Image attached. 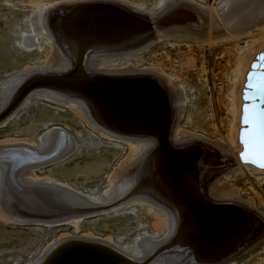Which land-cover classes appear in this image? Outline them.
<instances>
[{
  "label": "bare ground",
  "instance_id": "obj_1",
  "mask_svg": "<svg viewBox=\"0 0 264 264\" xmlns=\"http://www.w3.org/2000/svg\"><path fill=\"white\" fill-rule=\"evenodd\" d=\"M59 1L33 0L32 3L34 6H39V9H46ZM73 1L87 2L90 0ZM159 3V6L155 7L156 9L153 8L155 9L152 12L153 16H149L150 22L147 24L138 22L136 18L122 13L125 15L113 14L119 17L122 23L117 21L116 25H112L109 20L108 24L99 23L100 16H97L98 23H94L95 26L90 27L93 25L92 22L90 25V22L84 23L83 20V17L89 14L83 15L86 14L85 11L88 8L85 6L84 9L78 10L77 8L78 11L72 14L71 20L64 23L62 34L58 33L56 40L45 28L43 18L40 20L42 30L45 31V34L47 33L45 37L41 38V43H45L49 47L46 52L47 68L64 69L68 67L69 62L65 53H77L78 49L80 55L83 54V50H88L94 57L88 55L89 57H85V59L82 58L83 56L77 58L76 61L79 62L78 66L81 71L79 69L80 74L74 80H63V82L41 80L37 84L42 86L38 90L33 89L29 97H24L18 108L28 105L31 97L35 94L46 101L64 105L76 113L79 119L85 124L87 123L88 128L100 136L109 140L122 141L128 149V155L112 174L110 185L113 187L105 193L104 198H99L59 182L46 181L54 184L53 188H49V185L40 186V182L37 181L39 179L35 174L36 170H41L45 166L47 168L58 165L76 151L77 147L72 135L66 130L49 128L39 136V142L21 139L0 142V185L4 184V180L8 184L16 182L20 187L26 189V191H21L20 188L14 192L13 196L8 198L10 201H13V198L17 199L30 213L45 211V213H62L66 216L75 215L68 218L62 217L63 219L57 218L50 222H41L30 218L13 221L44 223L47 227L63 222L77 226L85 216L119 212L118 210L137 203L148 208V213L153 220L152 227L156 233L152 237L140 238L135 251L120 247L110 239L104 241L95 237L88 239L86 235L80 237L68 235L66 238H62V242L59 240L61 244L57 245L61 247L54 246L58 242L57 240L53 245L47 247L41 257L32 264H144L147 261L156 264H172L162 260L161 253L166 248L161 242L170 237L177 228L178 216L180 219L184 218L190 221L188 230L198 235L200 240L204 239L201 246L196 247L198 248L196 254L207 255L223 251L226 249V245H231L241 234V224L245 223V220L241 218L239 209L237 210L238 206L242 204L236 196L238 193L218 179L214 183H209L208 199H206L203 185H201L203 183L202 171L205 170L202 165L204 162L196 157L202 153L203 145L208 144L218 151L220 158L226 155L236 157L238 164L230 172L245 170L259 180L261 177L264 178V108L260 109V105L264 102V6L257 0H227L223 5L220 4L219 9L197 6L192 0H161ZM244 19L246 20L244 21ZM35 21L31 22L32 30H34L33 23ZM151 29L155 31L157 42L164 39L163 41L176 43V40L181 39L188 45L193 43L201 48L208 46L222 49V53L219 55L222 61L221 67L230 76L228 84L224 86L227 95L225 98L219 99L226 113L225 121L221 124L225 139L216 138V140L214 138V134L218 133L215 127V132L211 134L215 140L179 130L178 125L172 132H168L165 106L163 101L157 97L160 96V88L154 83V80L157 79L162 83L176 86L183 71L197 68L193 54L180 55L179 59L182 60L176 63L167 60L170 62L169 65H166L164 57H161L160 61L162 62L150 61L149 68L143 72H136L129 65L122 70H114V68L111 69V64L119 58L123 62H127L128 56L131 57V54L142 51V49L145 51L153 42L150 41V44L138 47L137 50L133 48L134 51H130L128 49L127 52L117 53L118 55L113 56L106 55L112 53L108 52L107 48L103 49L104 52L102 49L101 52L96 49V42L99 40L110 38L115 43V45L113 43L111 45L117 46V42H123L128 37L149 34ZM62 37L64 45L67 44L70 47L69 51L64 52ZM73 37H81L76 42L78 49L73 44ZM36 39L38 38L35 33L25 35L21 43L25 49L32 50L36 45L38 46ZM241 45H245V47ZM97 52L102 54L94 55ZM101 55L105 57L98 59ZM175 64L178 69H175ZM83 66L87 68L91 66L93 68L91 70L98 74L99 72L121 76L146 74L154 78L146 79L150 81L147 83L148 91L146 92L137 84L104 83L94 80V78L87 79L84 75L89 72H85ZM200 68L202 70L199 71L203 72V64ZM82 70L85 74H82ZM31 72L24 69L0 88V116L5 114L13 102V105L18 103L32 88L28 85L27 88L19 90L13 100L9 102ZM167 79L171 80L167 82ZM49 87H52L53 91ZM54 88H66L81 97H72ZM170 97L174 101L175 112L181 117L185 100L183 94L176 90ZM256 97L259 98L257 104L254 103ZM248 99L251 100L249 105L247 104ZM15 112L5 120L11 118ZM114 128L121 129V132L144 133V136L141 139L131 138L126 134L117 136L111 131ZM170 137L171 142L174 143L171 146L168 143ZM192 145H198L199 148H193ZM132 180L138 182L144 180L145 190L156 192L168 205H165L164 201H153L145 196L130 197L132 192L129 193L128 190L134 187L131 183ZM17 188L19 189V187ZM248 202L247 207L253 206L252 200ZM3 209L0 207V218H10L11 214L9 215L8 211ZM231 225L234 226L235 231L229 230L232 229ZM160 233L163 234L160 235ZM64 244L65 246H63ZM68 244L70 248H66ZM89 245L94 248L86 249ZM52 255H55L53 257L57 259L55 262L50 258Z\"/></svg>",
  "mask_w": 264,
  "mask_h": 264
},
{
  "label": "rangeland",
  "instance_id": "obj_2",
  "mask_svg": "<svg viewBox=\"0 0 264 264\" xmlns=\"http://www.w3.org/2000/svg\"><path fill=\"white\" fill-rule=\"evenodd\" d=\"M32 1L0 0V88L12 77L24 71V69L32 71L29 77L23 80L9 102L13 100L19 90L25 87L27 88L28 85L32 88L18 103L13 105V102L5 114L0 116V118L3 116L0 120V142L20 139L39 142V136L49 128H62L66 130L72 135L77 147L76 151L58 165L47 168L45 166L41 170H36L35 174L39 179L37 180L38 183L40 182V186L49 185V188H53L54 184L46 182L51 180L69 185L73 189L87 195L104 198L105 193L113 187V185H110V179L114 170L119 168L120 164L128 155V149L125 144L116 139L109 140L108 138L100 136L91 128H88L87 123L85 124L79 119L76 113L64 105L46 101L39 98L36 94L31 97L28 105L20 109L18 108L24 97H29L33 89L38 90L42 86L37 84L41 80L55 82L74 80L81 71L78 66L79 62L76 61L77 58L83 56L82 58L85 59V57L87 58L92 55L88 50H85L86 53L83 50V54L80 55L76 42L81 37H73V44L76 45L75 47L78 49V52H72L71 54L65 53V57H67L66 59L69 62L68 67L64 69L47 68L48 57L46 52L49 50V47L47 44L41 43V38L45 37L47 33L45 34V31L42 30L40 20L43 18V23L46 25L45 28L54 36L53 39L56 40L57 34H62L61 31L64 28V23H68L69 19L71 20L72 18V14L80 10V8L84 9V6L88 9L85 11L86 14L83 15L89 14L83 17V20L84 23L90 22V25L92 22L93 25L90 27L95 26L94 23H98L97 19L99 16V23L108 24V20L112 25H116L117 21L122 23L119 17L115 16L122 13L136 18L138 22L147 24L150 22L149 16H153L152 12L159 6L161 0H90L87 2L60 0V3L56 2V4H51L46 9H39V6H34ZM225 1L227 0H192L197 6L200 5L207 9H219L221 7L220 4L222 3L223 5ZM257 1H260V4L264 6V0ZM125 2L129 4L127 5ZM89 6H94V8H89ZM102 9L104 10L102 11ZM125 14H122V16ZM112 18H118V20ZM35 19L37 20L35 21ZM32 21H35L33 23L34 30L30 27ZM107 26L112 27L110 25ZM33 33L37 35L38 39L36 40L38 46L36 45L32 50H27L21 43L22 38L25 35H31ZM155 37V31L151 29L149 34L128 37L123 42H117V46H112L115 43L110 38H105L96 42V49L98 51L102 49V52H104L105 50L103 49L107 48L108 52L110 51L112 53L106 55L113 56L129 50L131 51L133 48L137 50L148 43L150 44V41L153 42L145 51L142 49V51L134 52L133 55L131 54V57L128 56L129 59H127V62H123L119 58V60L117 59L116 62L111 64V69L114 68V70L117 69L119 71L129 65L136 72H143L149 68L150 61H155V63L162 62L160 61L161 57H164L165 64L169 65L170 62L167 60L176 63L182 60L179 59L180 55L193 54L197 68L195 70L183 71L181 78L179 77V83L176 86H171L169 83H162L160 80L157 81V79L154 80V83L160 88V96H155L162 100L165 106L168 118V132H172L178 125L179 130L195 133L205 139L210 138L212 140L213 135L211 134L215 132V127L218 133L214 134V138L225 139L221 124L225 121L226 113L219 99L221 97L223 99L227 95L224 86L228 84L230 76L221 67L222 61L219 55L222 53V49L208 46L201 48L199 45L193 43L188 45L186 42H182L181 39L176 40V43L163 41L164 39L157 42ZM53 39L52 42H54ZM61 41L64 52L66 50L69 51L70 47L67 44L64 45L63 37ZM39 43L42 45H39ZM111 43L113 44L111 45ZM241 46L245 47V45ZM95 54L102 53L97 52ZM92 57L94 56L92 55ZM102 57L104 58L105 56L101 55L99 58H95L101 59ZM202 64L204 71L200 72L199 70H202L200 68ZM175 66V69H178L177 64ZM91 69H93L91 66L89 68L83 66V70L89 72L85 74L82 70V74H85L84 76L87 79L94 78V80L104 83L137 84V86L142 87L146 92L148 91L147 83L150 82L146 79L154 78L146 74L124 76L100 72L98 74ZM170 80L167 79V82ZM54 89H59L58 91L61 93L72 97L77 96L76 92L69 91L66 88ZM176 90H179L185 99L181 117L175 112L174 101H172L171 97L169 98ZM51 91H53V88ZM13 112L15 114L8 120H5ZM111 131L117 136L126 134L127 136H131V138L140 139L144 136V133L135 131L121 132L122 130L118 128H114ZM168 143H170V146L174 144L171 142V137L170 139L168 138ZM203 146L202 153L196 159L200 158V161L204 162L202 165H204L205 170L202 171L201 175L203 179L201 185H203L204 197L208 199L207 189L208 185H210L209 183H214L218 179H221L238 193L236 196L239 198L240 204H242L238 206L237 210L239 209L238 211L241 213V218L245 220V223L241 224L242 231L239 237H236V241H233L231 245H226V249L203 255L200 253L196 254V250L204 242V239L200 240L198 235L188 230L190 226L188 222L190 221L184 218L180 219L178 216L177 228H175L170 237L166 238L167 240L164 239L161 242L163 247L166 248L161 253L162 260H166L172 264H264V178L261 177V180H259L245 170L230 172L238 164L236 157L226 155L220 158L215 148L208 144ZM192 147L199 148L198 145H192ZM3 183V185H0V207L2 209L5 207L3 210L8 211L11 217L0 218V264H32L41 257L42 252L47 247L53 245L57 240L58 242L54 246H58L57 244H61L59 242L63 241L62 238H66L68 235L73 237L86 235L88 239L95 237L104 241H109L108 239H110L120 247L130 248L135 251L137 243L141 239L146 236L152 237L156 233L152 227L153 220L148 213V208L137 203H135L136 205L132 203L130 206L118 210L119 212L85 216L77 226L67 222L50 227H47L44 223L16 222L13 220L24 218L50 222V220H56L57 218H68L75 215L66 216L62 213H45V211L30 213L25 210L24 205L20 204L17 199L13 198V201L8 199L9 196H13L14 192L20 190V188L21 191H26V189L20 187L16 182L8 184V182L3 180ZM38 183L35 184L38 185ZM131 183L134 187L128 190L129 193L132 192L130 197H134V195L135 197L145 196L153 201H164L156 192L145 190L146 183L144 180L140 182L132 180ZM250 200H252L251 203H253V206L250 205L251 207H247L249 205L248 201ZM163 203L168 205L165 201ZM234 207L237 206L234 205ZM230 227L232 228L229 229L230 231H235L234 226L231 225ZM246 233H248L246 237L234 246ZM162 234L160 233V235ZM68 247L70 248L69 244L66 245V248ZM231 247L233 249L230 252L222 254ZM92 248H94L92 245L86 247L88 250ZM53 256L55 257V255H52L50 258L55 262L57 259ZM148 263L156 264L155 262L150 263L148 261L144 264Z\"/></svg>",
  "mask_w": 264,
  "mask_h": 264
},
{
  "label": "water",
  "instance_id": "obj_3",
  "mask_svg": "<svg viewBox=\"0 0 264 264\" xmlns=\"http://www.w3.org/2000/svg\"><path fill=\"white\" fill-rule=\"evenodd\" d=\"M259 102V98L258 97H256V99H254V103H258ZM249 103H251V100L250 99H248L247 100V104L249 105ZM264 108V102L260 105V109H263ZM3 117V116H2ZM1 117V118H2ZM1 118H0V120H1ZM250 230V229H249ZM248 233H246L245 235H243L242 236V238H240L239 240H238V242L234 245V246H236L239 242H241L245 237H246V235H247ZM233 246V247H234ZM233 247H231V248H229V249H227L224 253H222V254H225V253H227V252H230L232 249H233ZM221 255V254H220ZM219 256V255H218ZM217 256V257H218Z\"/></svg>",
  "mask_w": 264,
  "mask_h": 264
}]
</instances>
